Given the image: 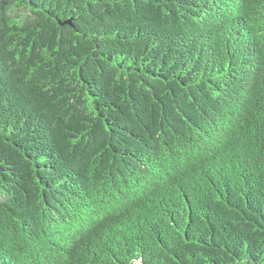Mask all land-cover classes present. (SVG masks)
Listing matches in <instances>:
<instances>
[{"label": "trees", "instance_id": "16d2710c", "mask_svg": "<svg viewBox=\"0 0 264 264\" xmlns=\"http://www.w3.org/2000/svg\"><path fill=\"white\" fill-rule=\"evenodd\" d=\"M0 264H264V0H0Z\"/></svg>", "mask_w": 264, "mask_h": 264}]
</instances>
